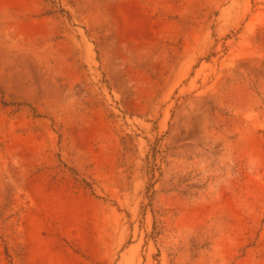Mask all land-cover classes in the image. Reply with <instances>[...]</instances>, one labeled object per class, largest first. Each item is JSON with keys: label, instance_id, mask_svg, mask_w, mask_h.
I'll use <instances>...</instances> for the list:
<instances>
[{"label": "rangeland", "instance_id": "obj_1", "mask_svg": "<svg viewBox=\"0 0 264 264\" xmlns=\"http://www.w3.org/2000/svg\"><path fill=\"white\" fill-rule=\"evenodd\" d=\"M0 264H264V0H0Z\"/></svg>", "mask_w": 264, "mask_h": 264}]
</instances>
